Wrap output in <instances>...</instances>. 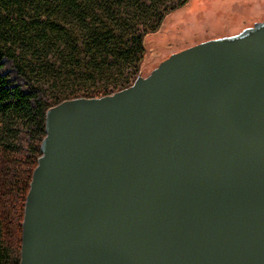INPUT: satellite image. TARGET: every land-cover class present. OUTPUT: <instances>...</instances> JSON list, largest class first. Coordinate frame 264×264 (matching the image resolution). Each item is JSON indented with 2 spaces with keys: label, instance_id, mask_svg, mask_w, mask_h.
Here are the masks:
<instances>
[{
  "label": "water",
  "instance_id": "95a60500",
  "mask_svg": "<svg viewBox=\"0 0 264 264\" xmlns=\"http://www.w3.org/2000/svg\"><path fill=\"white\" fill-rule=\"evenodd\" d=\"M40 152L19 264H264V19L49 108Z\"/></svg>",
  "mask_w": 264,
  "mask_h": 264
},
{
  "label": "trees",
  "instance_id": "16d2710c",
  "mask_svg": "<svg viewBox=\"0 0 264 264\" xmlns=\"http://www.w3.org/2000/svg\"><path fill=\"white\" fill-rule=\"evenodd\" d=\"M163 1L0 0V69L2 60L9 59L34 88L32 93L24 94L0 76V142L14 138L13 128L18 125L32 140V166L18 172L11 184L0 174V196L9 186L13 197L6 221L0 219V264L20 262L24 204L41 155L46 111L67 100L100 98L130 87L146 62L147 38L160 31L171 14L191 2L180 0L176 6L161 10ZM148 15L155 17L156 27L138 32L137 21ZM134 64L137 68L125 74ZM134 71L138 74L132 78ZM124 75L132 78L131 83L121 84ZM91 79L111 82L117 89L101 95L61 97L50 93L51 85ZM6 222L14 224L17 234L13 246L1 242Z\"/></svg>",
  "mask_w": 264,
  "mask_h": 264
},
{
  "label": "rangeland",
  "instance_id": "374dc122",
  "mask_svg": "<svg viewBox=\"0 0 264 264\" xmlns=\"http://www.w3.org/2000/svg\"><path fill=\"white\" fill-rule=\"evenodd\" d=\"M180 0H164L161 10L176 6ZM264 19V0H191L181 10L171 14L165 21L164 27L150 35L146 40L148 50L146 62L142 64L140 71L145 77L157 67V65L169 57L172 53L179 52L200 42L223 36L237 34L242 29L251 27L254 22ZM137 30L141 32L145 28L156 27L155 17L148 15L137 21ZM137 64L129 66L126 73L133 72ZM132 78L138 74L136 72ZM0 76L12 87H17L24 94H30L34 88L22 77L12 64L4 58L1 62ZM131 77L124 75L121 84L131 83ZM126 80V81H124ZM42 83H47L43 82ZM50 83L49 85H51ZM111 82L100 80H85L74 84L51 85L50 93L57 96H78L111 92L117 88ZM16 136L9 141L0 142V174L3 179L11 184L18 172L28 170L31 165L29 148L32 140L22 126H14ZM6 183V184H7ZM10 187L8 186L0 196V219L6 221L7 211L11 207ZM9 223V222H8ZM12 223H14L12 221ZM14 224L7 222L2 230L1 242L13 246L15 241Z\"/></svg>",
  "mask_w": 264,
  "mask_h": 264
}]
</instances>
